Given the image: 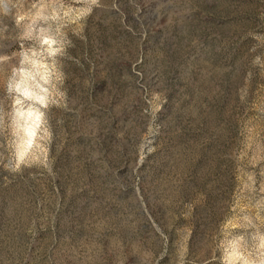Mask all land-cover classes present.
I'll list each match as a JSON object with an SVG mask.
<instances>
[{"label":"rangeland","instance_id":"obj_1","mask_svg":"<svg viewBox=\"0 0 264 264\" xmlns=\"http://www.w3.org/2000/svg\"><path fill=\"white\" fill-rule=\"evenodd\" d=\"M0 264H264V0H0Z\"/></svg>","mask_w":264,"mask_h":264}]
</instances>
